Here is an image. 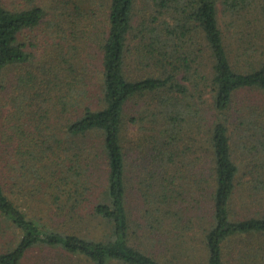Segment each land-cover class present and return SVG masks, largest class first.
I'll return each mask as SVG.
<instances>
[{"label":"trees","instance_id":"16d2710c","mask_svg":"<svg viewBox=\"0 0 264 264\" xmlns=\"http://www.w3.org/2000/svg\"><path fill=\"white\" fill-rule=\"evenodd\" d=\"M102 1L106 0H68L67 4L77 14L85 5L102 6ZM251 2L255 3L108 0L106 33L93 34L101 54L100 107L89 98L91 68L81 65L75 55L61 56L63 65L58 56L48 57L34 72L17 77L10 94L15 111L4 124L9 135L2 129L1 136L14 143L22 168L32 166L29 161L33 160L42 164L43 175L31 173L36 182L27 191V175L17 174L13 197L0 181V225L21 237L0 250V264H25L36 249L58 250L86 264L173 263L165 262L161 251L165 243L160 238L166 233V216H178L170 208L183 201L193 206L198 222H207L202 227L204 253L198 256L176 249L174 260L264 264V45L243 42L238 49H230L219 18L220 6L235 17L248 10ZM45 18L40 6L10 10L0 0V87L8 68H22L35 59L21 38ZM129 60L142 72L139 78L126 73ZM232 60L241 65L235 66ZM192 77L195 94L183 83ZM204 86L209 89V108L202 99ZM244 93L246 98L237 104ZM252 93L260 99L250 98ZM145 97H151L153 104L148 108L147 131L131 149L136 153L131 168L124 115L129 102ZM206 108L213 113L211 123ZM232 113L236 114L234 124ZM53 129L59 134L46 133ZM103 163L107 184L94 204L86 179ZM133 181L140 203L150 207L144 211L147 218H134L129 209ZM44 187L49 192L42 191ZM39 191L73 219L88 210L105 225V233L84 238L29 217L22 206ZM239 191L250 200V207L257 202L259 210L249 209L237 217L232 202ZM206 201L211 204L208 219L198 213ZM172 222L174 227L177 221ZM239 241L241 248L235 245Z\"/></svg>","mask_w":264,"mask_h":264},{"label":"rangeland","instance_id":"374dc122","mask_svg":"<svg viewBox=\"0 0 264 264\" xmlns=\"http://www.w3.org/2000/svg\"><path fill=\"white\" fill-rule=\"evenodd\" d=\"M67 1L68 0H3V5L10 10L29 9L33 6H40L46 12V18L44 19L43 24L34 30L26 31L21 38L28 45L30 52L34 54L35 59H33L30 64H27L22 68L19 66L8 68L5 71L1 82L0 130L3 129L4 132L2 133L6 136L9 134L5 133L6 127L4 124L7 122L9 116H11V114L15 111L14 105H11L10 101L13 83H15L17 77L20 74H26L30 70L33 72L37 70L36 67L38 66L39 62L46 60L48 57L58 56L60 63L63 65L64 61L61 60V56L65 57V59H68L75 55V57H77V61H80L81 65L89 64V68H91L89 80V98L91 97L90 102L95 107L101 106V54L98 40L93 36V34L98 33L99 31L101 32L102 30L104 31V34L106 33L108 0L102 1V6L100 3L96 6L94 4L92 8H87V5H85L84 10L81 13L78 12L77 14L69 8ZM254 1L255 3L252 4L251 2V7L248 10L235 17L225 13L226 11L222 12L223 10L220 6V23L225 32L226 42L230 49H238L243 45V42L253 46L264 45V9L261 8V6L264 7V0ZM80 14L81 16L79 17L78 15ZM72 23H76L75 27H72ZM56 47L57 49H55ZM260 50H263V48H260L259 51ZM232 63H235V66L237 67L241 65H239V62H236V60L235 62L232 60ZM136 67L137 64H135L132 60H129L127 63L126 73L129 74L130 77H132L131 73H133V77L139 78L140 75H142V72L135 70ZM206 73H208V71H206ZM185 76L188 77L190 74H185ZM194 81L195 77H192L191 82L188 80H184L183 82L186 85H190V92L192 93H194V88L192 87V82ZM201 87L202 85L200 86V89ZM196 95L197 98L200 96L199 93ZM249 96L256 101L260 99L258 94L252 93ZM245 98L246 93L241 94L237 99V104H242ZM202 99L204 100V103H208V107V105L211 103V100L207 86H204L202 91ZM152 104V98L145 97L144 99H136L129 102L126 107L124 115V138L125 149H127L129 155V163L131 168L133 165H135L134 159H136V153L132 152L131 149L136 147V142L138 140H142V134L147 131L146 127L148 126L149 120L147 113L150 108L152 109ZM207 111V117L208 119L211 118L209 119L211 123L212 119L214 118L211 116L213 113L208 109ZM134 117L137 119L139 118V122L133 121ZM51 120L53 121V125H56V118L53 117ZM230 120L234 124L236 120V114L232 113V118ZM233 127H235V125ZM8 130H10L9 125ZM230 130L233 129L230 128ZM50 131L59 134L58 130L54 131V129L48 130L46 133H49ZM2 133L0 132V181L4 185L5 191L11 197H13L11 195V191L13 190V184L15 182L14 178H16L17 174L21 176L22 172L27 175L28 181L25 182L27 186H25L24 189L27 191L32 190L31 184L35 181V177L29 176L31 173L39 171V175L42 177V164L39 162L35 163L33 160H31L29 161V164L32 166H26L25 168H22V166L18 163V159L21 158L16 155V151L13 147L14 143H12L9 139L6 140L4 137H2ZM184 136L187 138V135ZM48 155L50 156V154ZM25 156V158L28 157V155ZM137 171L138 170L135 169L134 174ZM89 174H91V177L90 179L88 177V180L86 179V181H88L92 188L90 198L95 204L99 197L101 198L107 184L106 165L104 163L102 165L98 164V166L93 168ZM180 175L182 174H178L176 176ZM136 185L137 183L133 181L130 188L129 209L134 218H147V212L144 211L150 207L140 203L141 199L139 193L137 192ZM43 190H47L49 192L46 187H44L42 191ZM42 191H39V194H36V196L32 198V201L27 198L29 201L28 205L22 206L23 211L26 212L29 217L38 218L42 222L58 229L59 231L75 233L83 236L84 238H99V236L105 233V225L98 218H94L88 210L84 211L85 213L82 215V217H76L73 219L68 215L66 216V213H61V211H58V205L52 202L49 196L42 194ZM28 196L29 195L26 194V197ZM184 202L185 201H183V203L180 205L170 208V211L172 212L177 211L178 216L174 214L171 216L169 213V217L167 215L164 221V230L166 233L164 236L162 235L160 239H162L165 244L163 248L161 247V251L164 250L165 262H173H169V264H185V262L182 260L176 261V259H173L176 249L180 252H193V254L197 253L198 256H203L204 253L203 246L201 244V241L203 240L202 227H204L203 224L207 222L205 220H201L199 223L198 219L195 217L197 213L193 211V206H187ZM259 208L260 207H258L257 202L250 207V200L244 197L240 191L237 193L232 202L233 213L236 214L237 217L243 216L249 211H254L255 209L259 210ZM198 213L201 216H206V219H208L212 214L211 204L208 201L204 202L201 210L198 211ZM172 220L177 221L174 227ZM20 238L21 237L19 234H15L14 230L10 229L7 225H0V250L7 248L9 245H15ZM240 242L241 241L235 242V245L238 246V248H241V244H243ZM199 259L197 263L199 262ZM69 263L86 264L84 262H80V260L78 261V258L75 256L69 255L67 257L58 250L49 249H36L25 259V264Z\"/></svg>","mask_w":264,"mask_h":264}]
</instances>
